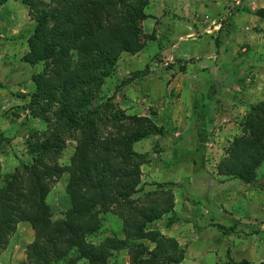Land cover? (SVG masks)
Returning <instances> with one entry per match:
<instances>
[{"label":"rangeland","instance_id":"obj_1","mask_svg":"<svg viewBox=\"0 0 264 264\" xmlns=\"http://www.w3.org/2000/svg\"><path fill=\"white\" fill-rule=\"evenodd\" d=\"M26 7L21 0H10L7 5L6 2L3 4L0 2V139H7L0 145L1 187L2 175L12 173L19 160L31 161L30 157L26 156L29 151L26 148V139L29 136L23 128L24 122L27 120L26 124L28 123L29 128L35 131L45 130V125L40 119L17 112V108L23 105L20 95L26 96L32 89L28 82L30 75L42 71L40 64L35 67L24 65L18 58L25 51L24 46L19 45L23 40L19 41L18 36L24 31L26 37L27 30L36 27V21L29 16ZM245 8H248L249 12L245 11ZM259 9L264 10V0H149L144 9L147 18L141 27L144 35H153L155 40L147 41L143 51L134 56L122 55L118 64L120 70L118 75L122 74L120 72L124 69L136 67L144 69L146 66L147 74L142 73L141 79H134L137 81L131 86L127 85L126 89L124 86L116 91L117 82H113L112 77L106 78L101 88L102 93L99 97L114 96V102L115 98L119 99L118 103H115L119 108L121 106V110L125 111L128 107L126 114L148 116L155 125L163 127L167 132L163 138L149 137L134 145V151L146 158L144 164L139 166L137 190L141 191L132 198L137 199L132 206L136 207L138 202H141L140 196L153 191L154 184H165L172 190L176 219H186L188 223L174 222L167 231L164 225L166 219H163L147 229V233L151 235L171 240L172 247L169 253L173 255V262L171 260L169 264H174V259L177 260L175 264H230L233 249H237L236 255L241 256L242 253L239 251L251 247L257 256V262H264V240H260L261 235L264 238V193L252 188V185L228 182L229 178L218 175L216 171L217 164L226 157V151L234 138L244 134L241 123L247 114V107L264 98V22L253 14ZM131 10L125 9L128 16ZM250 14L253 16L252 20L248 16ZM182 18L194 22V25L200 23L206 28L202 34L198 33L199 37L194 35L197 40L193 42V48L199 52L213 50V44H218L220 54L224 55L225 51L229 53L237 44H247L251 48L249 57L243 56L244 59L235 57L233 61L240 67L236 68L234 64L231 66L235 67L240 76L248 74V80L240 78L232 81L233 75L226 80V73L222 71L223 64L220 61L216 62L221 68L218 75L210 66L206 69L207 73H203L198 70L200 63H190L185 74L188 88L180 93V103H177L170 91L175 78L172 76L169 79L167 75L174 70L173 66L177 70L176 74H183L185 71L182 72L180 67H185L186 63L174 62L173 65L170 63H173L176 51L181 60L183 54L190 57L195 52L191 49V42L179 43L178 40L171 39L170 26H173L172 29H182L184 23ZM252 53L254 57L251 59ZM125 57L136 58L138 63L135 66H125L123 64ZM199 61L212 64L214 58L205 56ZM249 63H258L259 68L253 73H248L246 71L251 68ZM121 78L119 76V80ZM219 80H223L220 88L230 90L227 103L218 105L216 113L213 110L214 106L209 109L208 106L213 102L212 99L207 101V97L214 95V92L217 93ZM13 86L22 89H18L17 92L13 91V88L5 89ZM165 89L169 92L164 98ZM240 91L244 93L240 94L241 98L235 99L236 96L233 98L232 92ZM145 94L148 97H145ZM147 100L148 102L154 100L156 107L153 104L145 107L143 103H147ZM159 101L162 102L158 105ZM177 109L180 112L175 113ZM198 118L203 120L196 121ZM175 127L178 128L174 129ZM116 132L110 125L106 131L111 134ZM8 140L11 143H8ZM75 146L74 141L66 142L58 159V166L61 169L70 167V158ZM263 176L264 165L258 170L257 179ZM69 181L70 175L67 172L54 175L48 180L50 192L46 203L53 212L52 221L63 220L67 210L71 209ZM110 198L111 200L106 203L101 200L96 207L94 217L97 219L96 223L100 221V225L95 232L88 234L85 242L92 247H99L109 238H115L111 232L117 233L118 240H121L119 237L123 235L122 239L125 241L117 250L105 247L109 249L106 264H142L145 257L152 258L155 252H160L162 248L148 236L140 240L132 237L131 229L127 227V212L130 211V205H125L123 218L116 212V208L125 201V198L119 197L115 190L112 191ZM222 208L225 215L220 211ZM196 214L200 216H195ZM212 224L215 227H210ZM205 227L207 228L201 231ZM229 228L234 230L230 235L233 239H230L232 242L225 250V239L220 236L226 237ZM123 229L130 233L127 239ZM216 229H219L220 233L214 238L207 236L206 240L204 233L208 230L216 233ZM254 231H259V234ZM199 234L203 236L200 245L203 248L197 243ZM33 238L31 227L25 224L17 225L12 237L8 238L7 243L3 240L0 246V264H30L26 258V251L27 247L31 246ZM46 240L44 239L41 244H45ZM206 242L208 243L204 244ZM225 242L228 243L229 240ZM66 243L61 242L56 251L58 253L51 258L47 256L48 259L41 264H73L75 252L71 251L69 256L60 259ZM192 244L196 245L197 254L190 252ZM142 255L144 257L139 261L138 258ZM87 262L80 261L75 264Z\"/></svg>","mask_w":264,"mask_h":264},{"label":"trees","instance_id":"obj_2","mask_svg":"<svg viewBox=\"0 0 264 264\" xmlns=\"http://www.w3.org/2000/svg\"><path fill=\"white\" fill-rule=\"evenodd\" d=\"M21 1L36 21V27L27 30L26 37L24 31L18 36L19 41L23 40L19 45L25 48L18 58L24 65L40 64L42 71L30 75L28 82L32 89L26 96L20 95L23 105L17 112L40 119L45 130L35 131L26 124L27 120L24 122L29 136L26 156L31 161L19 160L12 173L2 175L0 246L3 240L7 243L12 237L17 225L25 224L31 227L34 236L26 251L30 264H41L47 256H54L63 241L67 243L60 259L72 251L76 253L73 264L80 261L106 264L109 249L117 250L125 241L123 235L118 240L117 233L111 232L115 238L99 247H92L85 240L100 225L94 217L96 207L101 200L105 203L111 200L115 190L119 197L125 198L116 208L122 218L125 205H130L127 227L132 237L140 240L148 236L162 248L150 261L145 257L142 264L173 262L169 253L171 240L147 233L150 226L163 219L167 231L174 222L188 223L186 219H176L172 190L165 184H154V192L140 196L141 202L132 206L137 201L132 198L141 191L137 190L139 166L146 158L134 151V145L149 137L163 138L167 132L148 116L126 114L114 102V96L99 97L106 78L117 77V91L134 79H141L142 73L147 74L146 66L143 72H130L119 80L118 64L122 55L134 56L143 51L147 41L155 40L153 35H144L141 27L147 18L144 9L149 0ZM127 8L132 9L129 16ZM253 14L264 22L263 9ZM180 70L183 72L185 67ZM109 125L117 132L106 133ZM241 126L244 134L234 138L216 171L229 178L228 182L252 185L264 193V176L257 179V172L264 165V98L247 107ZM69 140L76 143L75 151L70 167L61 169L58 159ZM4 141L7 139H0V145ZM63 172L70 175L71 209L63 220L52 221L53 212L46 203L50 192L48 180ZM229 231L232 229L226 233ZM123 232L127 239L130 233L126 229ZM44 239L46 243L41 244Z\"/></svg>","mask_w":264,"mask_h":264},{"label":"crops","instance_id":"obj_3","mask_svg":"<svg viewBox=\"0 0 264 264\" xmlns=\"http://www.w3.org/2000/svg\"><path fill=\"white\" fill-rule=\"evenodd\" d=\"M215 4L217 5V3H215ZM245 4H247V3H245ZM210 14L212 15V13H210ZM239 14H241V13H239ZM248 16H249L250 20L253 19V16L251 14L248 15ZM182 19L184 21L183 26H182V29H172L173 26H170V29H171V33H170L171 39L173 41H177L178 40L179 43L191 42V44H192L191 45V49H192V51H195V52L190 57L188 55H184L183 54L182 60H181L179 58V56L177 55V51H176L175 58L173 56V58H174L173 63H170L171 65H173L174 62H181L182 64L186 63L185 70H184L185 72L183 74H176L175 72L177 70L173 66L174 70L173 69L171 70V68H172L171 67L169 69V70H171V72L167 75L169 77V79L172 78V76H174V78H175V81L173 80V83L171 84V90L170 91H171V95L173 94V96L176 98L175 101L177 103H180V93L183 92L184 89L188 88V82L185 79V74H186V68L190 65V63L191 64H193L194 62L195 63H200V66H199L198 70L200 72H203V73H207L206 72V69H207L208 66H210L215 71V74L218 75V73L221 71V68H220V66H218L216 64V62L217 61H220L223 64L222 65V71L223 72L225 71V73H226V80L229 79V76L230 75H233L234 76V78H233L232 81H236V80H238L240 78L247 79L248 80V76H247L248 74L246 76L243 75L244 77L239 75V72L236 71L235 67L236 68H239L240 66H239V64L236 61H233L235 57H238V58H241V59H244L245 56H248L249 57V54L251 53V48L247 44H240V45L237 44L234 49H231L229 51V53L227 51H225L224 52V55L220 54V52H219V45L218 44H213L214 45L213 50H207L205 53L199 52V51H197V50H195L193 48V42H196V40H197L194 37V35L197 37L198 36V33L199 34H202L201 32L203 31V29H206V28L202 24H200V23L194 25L195 24L194 22L188 21L185 18H182ZM234 25L236 27V24H234ZM185 29H187V30H185ZM196 29H198V31ZM208 29H211V28H208ZM214 29H218V28H214ZM157 32L158 33H161L159 30H157ZM179 38H180V40H179ZM226 44H228V43H226ZM205 56H208L209 58H211V57L214 58V62L212 64H210L208 62H205L204 63V62L199 61V59L201 57H205ZM253 57H254V55L252 53L251 56H250V58L252 59ZM248 62H249V60H248ZM137 63H138V59H136V58H132L131 59V58H126L125 57L123 64L125 66H135ZM231 64H234L235 67H232ZM249 64H250V67H251L250 69L251 70L249 69L250 72H249V70L246 71L248 73H253V71H255L256 69L259 68L258 63H249ZM263 69H264V67H263ZM144 70H145V68L144 69H139L138 67L132 68V69L131 68L124 69V70H121V72H120L122 74H120L118 76H120V77H127V76L130 75V72H132V73L133 72H143ZM251 77H253V75H251ZM145 78H146V76L143 79H145ZM111 80L113 82H117L116 77H114V79H111ZM136 81L133 80L130 84H128V86L133 85V83H135ZM222 81L223 80H221V81L219 80V82L217 83L218 84L217 90H216L217 93L214 92L213 93L214 95L207 97V101H210V99H212V102H213V104L211 103L212 105H209L208 106L209 109H211L214 106L215 108L213 110L216 111V113H217V110H218V105L226 104L227 101H228L227 96L229 95L228 91L230 89H227V88L225 89L223 87L220 88L219 85L221 84ZM163 83H165V80H163ZM128 86H126L125 89ZM169 86H168V88H169ZM166 88H167V86H166ZM167 89H165L166 92L165 91L163 92L164 98H165V95L169 92V90L167 92ZM232 94H233V98L236 96L235 99H240L241 98L240 97L241 96L240 94H244V93H242V91H240V92H232ZM145 97H148L147 94H145ZM115 100H116L115 102L118 103L119 99L115 98ZM161 102L162 101H159L158 102V105ZM140 104L142 105V103H140ZM152 104L155 106L154 100L152 102L151 101L148 102V100H147V103H143V105H145V107H146V105H149V107H150V106H152ZM137 105H138V103H137ZM120 109H121V106H120ZM225 109H227V108L225 107ZM126 110H128V107L125 108V111ZM178 112H180V111L177 109L175 111V113H178ZM184 114H187V113H184ZM183 118H185V116H183ZM201 120H203V119H201V118L196 119V121H201ZM173 121L176 122L177 120H173ZM177 128L178 127H175L174 129H177ZM220 211H222V215H225L224 214V211H223V208ZM213 216L214 215H212V218H213ZM215 216H217V212H216ZM219 217H220V215H219ZM212 221H213V219H212ZM223 224L228 225L226 223H223ZM263 224H264V221H263ZM215 232L216 233H214L213 230L206 231L204 233L205 239L208 240V237L207 236H210V237L214 238L216 234L220 233V231L218 229H216ZM233 232H234V230L229 231V234L226 236L227 238L224 237V236H220V238H224L225 240H229L228 243L225 242V240H224L225 250H227L228 246H230V243L232 242L230 239H233V238L230 235H232ZM229 236H230V238H229ZM197 238H198L197 239V243L200 246L202 244V241H201L202 238H203L202 234H199V236ZM260 240H264V238L262 237V235L260 236ZM189 241H191V240H189ZM237 251H238L237 249H235V250L233 249L232 254H231V259H232V261L235 264L242 263L243 261H246L247 264H252V263L262 264V263H264V262H261V263H258L257 262V256H255V254L253 253L252 247H251V249L248 248V250H241V251H239V252L242 253L241 256H237L236 255V252ZM190 252H193L194 254H196V252H198L195 244H192V246L190 247ZM233 256L236 257V259H234Z\"/></svg>","mask_w":264,"mask_h":264},{"label":"clouds","instance_id":"obj_4","mask_svg":"<svg viewBox=\"0 0 264 264\" xmlns=\"http://www.w3.org/2000/svg\"><path fill=\"white\" fill-rule=\"evenodd\" d=\"M10 2V0L8 1V2H6V5L8 4ZM1 4H3V3H1ZM114 78V77H113ZM9 88H13V91H15V92H17L18 91V89H22V88H20V87H18V86H13V87H5V89H9ZM17 94H19V93H17ZM16 94V95H17ZM133 115V114H132ZM204 215V214H203ZM195 216H200L199 214H196ZM192 219H190V221H191ZM210 220V219H209ZM193 227V226H192ZM207 227H205V228H202L201 229V231H204L205 229H206ZM204 244H207V242L206 243H204ZM203 244V245H204ZM200 248H203V246L201 247V246H199ZM232 261V260H231Z\"/></svg>","mask_w":264,"mask_h":264}]
</instances>
